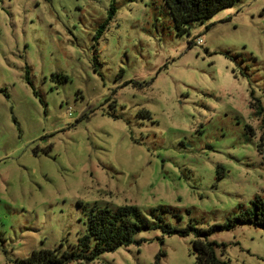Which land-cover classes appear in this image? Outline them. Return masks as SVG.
<instances>
[{
    "label": "rangeland",
    "instance_id": "374dc122",
    "mask_svg": "<svg viewBox=\"0 0 264 264\" xmlns=\"http://www.w3.org/2000/svg\"><path fill=\"white\" fill-rule=\"evenodd\" d=\"M190 33L166 0H0V264L77 244L93 209L205 229L264 197V0ZM136 239L68 264H198L193 232ZM209 240L227 264H264V228Z\"/></svg>",
    "mask_w": 264,
    "mask_h": 264
},
{
    "label": "trees",
    "instance_id": "16d2710c",
    "mask_svg": "<svg viewBox=\"0 0 264 264\" xmlns=\"http://www.w3.org/2000/svg\"><path fill=\"white\" fill-rule=\"evenodd\" d=\"M238 0H166L178 35L191 34L190 29L195 21L204 22L215 16L219 11L234 5ZM113 17L116 14L112 6ZM210 26H208L209 28ZM105 25L98 32L102 36ZM191 43H193L191 41ZM197 43V42H196ZM253 106L258 113H264L260 101ZM251 135L254 134L252 126H247ZM258 151L264 159V130L258 143ZM222 175V174H221ZM168 210V208H163ZM158 222L152 221L138 206L125 205L115 210L109 208L93 209L87 221V233L80 237L79 242L68 249L33 250L30 256L22 259V264H68L71 261L93 262L106 252H113L123 246L133 243L141 244L143 239H136V235L144 230L161 228L167 234L189 236L195 233L193 253L198 264H227L217 254V247L226 246L225 243L210 241L209 237L217 231L232 230L239 225L251 224L264 228V197L257 196L249 208L241 214L234 216L228 222L213 224L205 229H198L192 223L184 228L172 226L164 220L161 214L153 212ZM61 245H64L63 243Z\"/></svg>",
    "mask_w": 264,
    "mask_h": 264
},
{
    "label": "built area",
    "instance_id": "2783aa9c",
    "mask_svg": "<svg viewBox=\"0 0 264 264\" xmlns=\"http://www.w3.org/2000/svg\"><path fill=\"white\" fill-rule=\"evenodd\" d=\"M202 41H203V40H202L201 38H199V39L197 40V43H198V44H202Z\"/></svg>",
    "mask_w": 264,
    "mask_h": 264
}]
</instances>
